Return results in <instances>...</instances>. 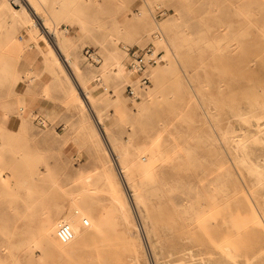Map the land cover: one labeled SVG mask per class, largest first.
Segmentation results:
<instances>
[{
	"label": "rangeland",
	"instance_id": "1",
	"mask_svg": "<svg viewBox=\"0 0 264 264\" xmlns=\"http://www.w3.org/2000/svg\"><path fill=\"white\" fill-rule=\"evenodd\" d=\"M27 1L40 28L0 0V264H264V184L236 145L246 135L264 168V133L242 120L264 128V0ZM154 45L135 99L124 46ZM103 133L129 157L125 183Z\"/></svg>",
	"mask_w": 264,
	"mask_h": 264
},
{
	"label": "bare ground",
	"instance_id": "2",
	"mask_svg": "<svg viewBox=\"0 0 264 264\" xmlns=\"http://www.w3.org/2000/svg\"><path fill=\"white\" fill-rule=\"evenodd\" d=\"M22 4L24 5L22 8H23V13H27V15H29V16H31V17H36L37 18V20H38V22H36L35 20H32V22H31V26H30V28H32V27H38V28H40V21L42 20V17H40V16H38V15H36L35 13H36V11H38L37 9H36V7H34V5L30 2V1H27V0H22ZM28 6L30 7V9L32 10L33 9V13H31L30 12V10L28 9ZM35 15V16H33V15ZM16 15H18V14H16ZM20 16V15H19ZM247 17V16H246ZM43 20H44V18H43ZM46 21V20H45ZM48 27V26H47ZM41 30V29H40ZM54 30V29H53ZM36 31H38L37 29H36ZM55 31V30H54ZM52 32V30L50 29V28H47V30H45V32H43V36L45 37V40H46V42H47V44H48V46H49V48H50V51H52V52H54L55 53V55H56V63H57V65H58V67H59V71L64 75V76H67L69 79H71V84H72V86L74 87V92H75V94H76V97L79 99V100H81L82 101V96H84V98L87 100V102L89 103V106H91V108H93L92 107V94H91V92H89V91H87V90H84V85H83V83H82V79H81V77H80V71L78 70V66H76V65H70V62L72 63V62H74V61H71V58H70V56H68L67 54H65V55H67V57H64L63 59H62V57L58 54V51H56V50H59L60 52H61V54H64L63 53V50H62V45H60V42H59V38L58 39H56L55 41L54 40H52V38L50 37V35H49V33H51ZM58 32V31H57ZM53 34H55V33H53ZM57 34V33H56ZM55 34V35H56ZM42 35V34H41ZM42 36V37H43ZM54 38H56V36H54ZM53 38V39H54ZM171 40H172V42L175 44L176 43V41H175V37L173 38V37H171ZM64 48V47H63ZM59 52V53H60ZM65 53H66V51H65ZM64 55V56H65ZM118 67V66H117ZM128 67V66H127ZM53 68V67H52ZM58 76V75H57ZM59 78V77H58ZM73 79V80H72ZM81 79V80H80ZM60 80V79H59ZM61 87V86H60ZM86 87V86H85ZM78 88L81 90V92H79L80 90H78ZM72 89V88H71ZM82 94V96H81V94ZM84 101V100H83ZM84 103H86V101L84 102ZM119 104V103H118ZM94 112H95V110H94V108L92 109ZM97 115H96V112H95V120L97 119V117H96ZM263 118V116H259V115H257V114H253V113H249V114H243L242 115V120L245 122V124H246V122L248 123V124H250V125H252V124H255V121H254V119H256V124H257V128H258V131L259 132H261V133H264V128L261 126L262 125V122H261V119ZM98 120V119H97ZM99 128H100V126H99ZM98 129V128H97ZM102 130V129H101ZM103 138H104V141H105V147L107 148V150L109 151V153L111 154V156L113 157V161H114V164L116 165V168H117V170H118V173H119V175H120V177H121V180L124 182V180H126V175L128 174V171L129 170H127V168H126V165L124 164V162L129 158H127L124 162L122 161V153L121 152H123V151H119L118 150V148H117V145H116V142H115V140H113V138L112 137H108V134L106 135V134H104L103 133ZM255 138V137H254ZM254 141H260L261 140V142H262V139L261 138H255V139H253ZM261 142H260V144H261ZM248 144H249V141L246 139V135H244V136H242L240 139H238V140H236V145H237V147H238V149H240V150H242V152H243V157H242V159H241V162L243 163V164H245V168H246V165L248 166V169L255 175V177H256V180L259 182V183H261L262 185L264 184V168H262V167H260L259 165L260 164H257V163H255L254 162V160L252 159V157H251V153H250V151H249V149H248ZM119 149H121V148H119ZM116 151H118V154H119V158H121V161L120 162H118V159H117V157H116V155L114 154V152H116ZM129 153V152H128ZM127 153V154H128ZM126 155V154H125ZM118 156V155H117ZM124 157V156H123ZM127 157V156H126ZM123 159H125V158H123ZM132 159H133V157H132ZM127 162V161H126ZM125 162V163H126ZM130 162V161H129ZM125 183V182H124ZM128 183V182H127ZM127 185H125V187H126ZM127 188V187H126ZM132 188V187H131ZM132 190V189H131ZM127 191H128V189H127ZM130 195V194H129ZM131 197H133L134 196V193L133 192H131V195H130ZM130 197V198H131ZM132 200V199H131ZM123 209V208H122ZM113 212V211H112ZM115 214H117V213H115ZM114 214V215H115ZM118 217V216H117ZM112 218V217H111ZM115 218H116V216H115ZM115 218L113 219V220H115ZM117 219V218H116ZM106 222L107 221H105V220H102V223H101V225L103 226V227H105V225H106ZM108 224V223H107ZM112 224H114V222L112 223ZM140 224V223H139ZM115 225H118V223H116L115 222ZM114 227H116V226H114ZM119 227V226H118ZM117 228V227H116ZM115 228V229H116ZM117 230V229H116ZM228 247V246H227Z\"/></svg>",
	"mask_w": 264,
	"mask_h": 264
},
{
	"label": "built area",
	"instance_id": "3",
	"mask_svg": "<svg viewBox=\"0 0 264 264\" xmlns=\"http://www.w3.org/2000/svg\"><path fill=\"white\" fill-rule=\"evenodd\" d=\"M15 5H17V3H15ZM157 12L161 13V15H164L166 13V11H163V9H161L160 7H158ZM154 37L160 41L164 39L163 34L160 32L155 34ZM153 47H155V45L152 47H145V48H140V47L131 48L129 46H124L126 50L130 51L129 52L131 59L129 63L130 69L142 75L139 84L130 87V93L135 99L138 98L139 86H143L150 81V76L148 73L149 67L151 65L159 63L161 60V57L158 56V54L156 53V49H154ZM83 55L86 60L91 61L92 63H100L102 61L101 55L97 51L89 47L84 49ZM84 223L86 225L89 224L87 219L84 220ZM57 233L64 242L71 241L74 236V232L71 225L65 221L60 222L58 224Z\"/></svg>",
	"mask_w": 264,
	"mask_h": 264
}]
</instances>
